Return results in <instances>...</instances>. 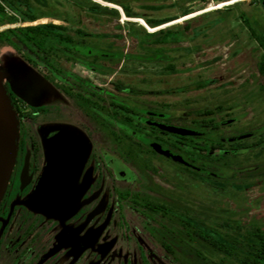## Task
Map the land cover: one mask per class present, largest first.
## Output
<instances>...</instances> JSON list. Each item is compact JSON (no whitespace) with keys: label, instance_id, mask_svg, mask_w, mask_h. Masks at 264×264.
Instances as JSON below:
<instances>
[{"label":"rangeland","instance_id":"rangeland-1","mask_svg":"<svg viewBox=\"0 0 264 264\" xmlns=\"http://www.w3.org/2000/svg\"><path fill=\"white\" fill-rule=\"evenodd\" d=\"M261 1L223 0L215 8L201 0H31L40 20L0 27V33L42 24L83 30L88 35L89 48L103 54H116L118 58L105 60L112 73H97L78 64L70 65L67 68L70 77H61L63 85L68 87L76 77L89 80L97 89L107 91L105 94L96 89L97 96L110 99L111 93L120 102L140 111L168 114L162 121L165 127L206 132L203 143L207 146L218 138L256 134L254 138H243L252 146L249 153L236 158L204 160L208 167L213 164L214 169L210 168L218 175L204 181L165 158L145 157L150 169L140 168V194L145 193L152 202L170 208L173 214L165 218L144 211L151 224L146 232L142 231L145 221L135 215L129 219L136 233L140 232L155 246L154 252L162 251L165 235L171 237V242L176 241L172 245L174 259L169 264H202L205 259L207 263L220 264V257L205 251L181 225L176 214H186L191 221L217 230L220 224L229 223L239 224L245 231L253 228L264 231V143L263 147L260 145L261 140L264 141V76L258 71L264 50L249 28L250 25L264 37ZM93 5L101 9L89 10ZM119 5L128 7L142 19H128ZM174 17L178 20L155 29L147 24V20L158 22ZM160 30L171 32L166 43L160 42L163 37L158 33ZM0 71L4 76L3 87L6 88V82L10 83L30 104L50 109L60 106L66 110L69 100L45 80L49 74L42 67H29L13 49L0 47ZM13 117L14 161L19 139V119L14 111ZM30 124L43 152H46L48 134L54 131L74 134L93 148L86 134L68 119L67 113L38 116ZM202 124L207 128H201ZM168 137V145L176 152L180 142L192 146L201 144L200 139L183 141L173 135ZM255 144L258 146L254 147ZM180 153L199 163V158L190 152ZM149 187L155 192L154 196L141 189ZM25 205L29 206L27 202ZM75 213L50 216L59 220L63 228L61 236L73 229L67 225L76 218ZM83 222L84 218L80 220L84 234L93 232L97 226L95 220L90 224ZM119 229H114L113 233L117 234ZM110 242L111 239L106 241ZM103 243L100 240L87 251L90 256H99L98 262L87 264H122L116 258L122 250L120 243L108 255H98V247ZM67 248L72 249V246ZM140 251L145 257V252ZM70 261L60 264H70ZM231 264L238 263L232 261Z\"/></svg>","mask_w":264,"mask_h":264},{"label":"flooded vegetation","instance_id":"flooded-vegetation-1","mask_svg":"<svg viewBox=\"0 0 264 264\" xmlns=\"http://www.w3.org/2000/svg\"><path fill=\"white\" fill-rule=\"evenodd\" d=\"M0 3L2 4L1 0ZM57 78L52 86L55 91L62 93L69 100L66 110L60 106H53L50 109L46 106L30 104L23 95L12 88L10 83L6 82L5 89L19 119L16 159L19 154H23L24 163L19 177L14 182L11 180L12 176L10 177L0 202V264H60L61 261L65 262L70 259V264L96 262L99 256H90L87 251L96 246L100 240L104 243L98 247V255H108L115 250L117 243H120L122 250L116 258L122 264H169L174 259L175 251L172 245L176 241L171 242V237L167 234L163 237L162 251L154 252L155 246L150 244V241L140 232L136 233L137 229L129 219L131 215H135L145 221V229L142 231L146 232L151 224L145 218L144 211L165 218L173 214L170 208L152 202L144 195L145 193L140 194V168L150 169V162L145 157L154 155L165 158L182 167L185 172L204 181L218 178L217 173L212 170L214 169L213 164L208 167L204 160L220 159L224 156L236 158L245 155L251 148L241 149L240 144L249 146L245 143L246 140L249 136V138H254L256 134L218 138L207 146L203 143L207 135L202 130H193L195 135L179 136L161 129L162 121L168 117V114L162 112L144 110L149 113V116L144 118L146 123L142 130L139 127V108L129 105L127 107L132 109V122L131 127L125 126L114 120L115 118L122 120L125 116L122 109L124 103L120 102L114 94L110 93L112 97L110 99L97 96V91L103 93L104 90L97 89L89 80L76 77L68 84L69 92L72 94L68 97L61 89L64 86L60 81L61 77L58 75ZM104 93L107 94V91ZM94 96L95 99H93ZM40 108H45L46 111L33 112L34 109ZM62 112L67 113L73 125L78 126L86 134L93 148L91 149L85 141L89 152L74 186L73 196H77V201L73 207L48 210L34 203L33 198L48 165L49 137L61 132L54 131L48 134L46 152H43L30 123L35 122L38 116L49 114L61 116ZM203 125L200 127L207 128ZM21 126H24L22 136ZM169 135L176 136L183 141L200 139L201 144L192 146L180 142L176 146L178 149L176 152L166 141ZM244 137L247 139L234 143L230 141ZM22 139L24 144L20 147L19 143ZM114 140L120 143H115ZM153 144L159 145L163 151L169 152L173 157L182 158L183 162L175 161L173 157L156 152L152 147ZM233 144H238L237 148L240 150L231 148ZM260 145L263 147V140ZM256 146L258 145L255 144L254 147ZM181 151L197 156L199 163L195 164L193 160L180 153ZM24 172L26 175L23 179ZM141 189L152 196L155 195L151 187L148 190ZM97 201H100V206ZM25 202L29 206L25 205ZM148 204H157L164 209H149ZM140 207L143 209L139 210ZM73 211H76V218L67 225L73 229L61 236L63 228L59 220L50 216ZM176 215L186 217V214ZM86 216L87 219H85ZM83 218V223L88 222V224L95 220L94 225L97 226L93 232L84 234L82 223L80 224ZM116 228H120L117 234L113 233ZM148 237L152 238L150 235ZM108 239H111L110 243H106ZM68 246H72V249L67 248ZM141 249L145 252V257Z\"/></svg>","mask_w":264,"mask_h":264},{"label":"trees","instance_id":"trees-1","mask_svg":"<svg viewBox=\"0 0 264 264\" xmlns=\"http://www.w3.org/2000/svg\"><path fill=\"white\" fill-rule=\"evenodd\" d=\"M1 1L0 26L5 24L34 23L41 19L32 6L31 0ZM201 1L207 6H210L206 0ZM216 1L218 4L223 2V0ZM260 3L264 4V0ZM119 6L123 9L128 19H142L135 16L128 7ZM100 9L101 6L98 5H93L89 8L91 11H98ZM112 11L118 13L116 10ZM176 20H178L176 17L158 22L155 20H147V24L151 29H155ZM249 28L254 39L264 50V37L258 35L250 25ZM145 33L147 32L145 31ZM158 33L163 36L160 42L166 43L171 32L160 30ZM87 37L88 35L81 29L73 30L62 25L42 24L10 29L0 33V47L13 49L32 69L42 67L49 74L45 80L51 85L58 79V75L65 78L70 77V71L67 69L70 65L78 64L97 73L103 71L112 73L107 68V61L105 60H117L118 55L103 54L92 50L88 46ZM258 71L264 76V56L259 63ZM61 89L66 96H72L69 92V86L64 85ZM122 109L125 113L124 118L122 120L115 118L114 120L131 127L132 109L131 107H127L126 104H123ZM44 110L46 111L45 108L34 109L33 112L38 113ZM139 115V127L143 130L146 123L144 118L149 116V113L140 111ZM20 134L21 136L24 135V126L20 127ZM242 139L238 138L230 141L234 143ZM115 143L119 144L120 142L116 140ZM23 144L24 140L22 139L19 146L22 147ZM238 146V144H233L231 148H237ZM240 147L241 149H249L252 146L240 144ZM237 149L240 150L239 148ZM23 163L24 156L23 154H19L16 159L15 169L13 168L14 171L11 174L12 182L19 177ZM148 207L153 210L164 209L157 204H148ZM177 218L181 225L183 224L187 228L190 235L205 247V251H208L212 256L218 255L220 257V264H231L232 261L238 264H264V231L262 229L253 228L245 231L243 226L239 224L232 225L223 223L220 224V229L217 230L199 224L198 221H191L187 216H178ZM205 260L202 264H210V262L207 263Z\"/></svg>","mask_w":264,"mask_h":264},{"label":"water","instance_id":"water-1","mask_svg":"<svg viewBox=\"0 0 264 264\" xmlns=\"http://www.w3.org/2000/svg\"><path fill=\"white\" fill-rule=\"evenodd\" d=\"M3 81L4 76L0 71V197L6 191L5 186L8 185L7 182H9L14 168L13 155L16 137L14 109L7 91L3 87ZM161 129L179 136L195 135L193 131L164 126H161ZM152 147L160 154L173 157L157 144H153ZM88 152L87 143L74 134L61 132L50 136L48 165L38 185L33 202L48 210L72 208L77 201V196H73L74 186L87 159ZM173 159L183 162L180 157L175 156ZM25 175L24 172L23 179Z\"/></svg>","mask_w":264,"mask_h":264},{"label":"built area","instance_id":"built-area-1","mask_svg":"<svg viewBox=\"0 0 264 264\" xmlns=\"http://www.w3.org/2000/svg\"><path fill=\"white\" fill-rule=\"evenodd\" d=\"M207 2H209V4L215 8H218V3L216 0H206Z\"/></svg>","mask_w":264,"mask_h":264}]
</instances>
